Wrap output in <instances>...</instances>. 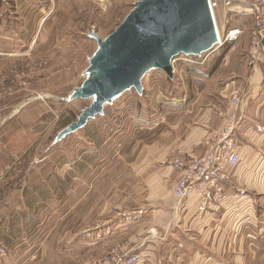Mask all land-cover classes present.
I'll list each match as a JSON object with an SVG mask.
<instances>
[{
  "label": "rangeland",
  "instance_id": "374dc122",
  "mask_svg": "<svg viewBox=\"0 0 264 264\" xmlns=\"http://www.w3.org/2000/svg\"><path fill=\"white\" fill-rule=\"evenodd\" d=\"M135 1L0 0V264H87L105 255L102 248L112 241L110 233L97 235L98 227L149 207L156 185L144 182V161L154 144L169 139L168 124L195 118L181 115L193 108L176 99L186 94V106L227 108V118L232 97H245L247 87L232 81L252 69L245 54L253 19L246 1L230 0L225 27L217 22L220 35L242 32L236 42L213 48L220 54L202 89L189 85L194 70L181 77L174 71L202 63L208 52L179 54L172 78L152 68L141 80L142 93L122 92L102 114L60 137L93 101L70 99L91 76L97 44L89 33L108 36ZM125 237L113 246L130 243Z\"/></svg>",
  "mask_w": 264,
  "mask_h": 264
},
{
  "label": "crops",
  "instance_id": "0c3cea01",
  "mask_svg": "<svg viewBox=\"0 0 264 264\" xmlns=\"http://www.w3.org/2000/svg\"><path fill=\"white\" fill-rule=\"evenodd\" d=\"M215 2V19L225 27L233 4L230 0ZM232 50L221 60L223 64L229 63ZM248 53L247 47L245 57ZM219 54V48H215L208 51L199 65L180 64L175 68V76L181 77L185 69L192 74L194 70L196 75L191 76L189 85L202 89L215 72ZM249 66L250 71L234 75L232 81L247 87V93L239 99L234 132L239 164L224 183L222 202L215 204L207 199L205 209L199 210L200 199L189 193L181 206L175 204L173 187L183 164L190 155L204 151L209 131L220 128L227 113V108L221 111L199 101L186 106L189 95L185 94L186 97L175 98L176 102L184 108L191 106L190 111L180 113L195 115L194 120H171L173 125L168 124L165 135L169 139L165 143L162 137L154 144L143 163L144 182L154 179L156 185L149 192L153 194L148 198L149 207L126 216L118 224L98 227L97 235L110 233L108 239L112 241L102 249L108 252L121 234L127 236L133 253L140 255L136 264H264V46L256 64ZM179 151L182 165L173 162ZM140 217L143 224L137 230Z\"/></svg>",
  "mask_w": 264,
  "mask_h": 264
},
{
  "label": "water",
  "instance_id": "95a60500",
  "mask_svg": "<svg viewBox=\"0 0 264 264\" xmlns=\"http://www.w3.org/2000/svg\"><path fill=\"white\" fill-rule=\"evenodd\" d=\"M97 51L89 61L91 73L70 93V99L93 101L59 136L83 127L103 113L122 92L142 93V78L152 68L173 76L172 60L179 54L200 55L211 51L217 33L208 0H136L134 7L105 38L91 31Z\"/></svg>",
  "mask_w": 264,
  "mask_h": 264
},
{
  "label": "built area",
  "instance_id": "2783aa9c",
  "mask_svg": "<svg viewBox=\"0 0 264 264\" xmlns=\"http://www.w3.org/2000/svg\"><path fill=\"white\" fill-rule=\"evenodd\" d=\"M246 1L249 13L252 15L253 25L249 34V53L246 56L249 65L256 64L260 49L264 46V0ZM214 24L216 19L214 10L215 0H208ZM239 27L229 29L225 35L217 36L214 47L225 42H236L240 35ZM239 97L231 99V110L225 123L214 130L209 131L205 142L204 151L193 154L183 164L181 175L173 187V196L177 206L186 201L189 193H193L200 199L199 210L205 209V201L210 199L213 203H221L224 197V183L229 174L239 164V153L233 134L238 124L237 107ZM173 162L182 165V153L179 151ZM140 261V255L133 253L128 242L118 243L103 256L87 264H136Z\"/></svg>",
  "mask_w": 264,
  "mask_h": 264
},
{
  "label": "bare ground",
  "instance_id": "6f19581e",
  "mask_svg": "<svg viewBox=\"0 0 264 264\" xmlns=\"http://www.w3.org/2000/svg\"><path fill=\"white\" fill-rule=\"evenodd\" d=\"M213 15H214V13H213ZM215 28H216L217 36H218V38H220V32H219V29H218L217 21H215Z\"/></svg>",
  "mask_w": 264,
  "mask_h": 264
}]
</instances>
